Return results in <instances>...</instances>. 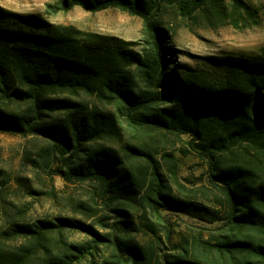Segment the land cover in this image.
I'll use <instances>...</instances> for the list:
<instances>
[{"label":"trees","instance_id":"1","mask_svg":"<svg viewBox=\"0 0 264 264\" xmlns=\"http://www.w3.org/2000/svg\"><path fill=\"white\" fill-rule=\"evenodd\" d=\"M226 1L232 25L258 23V9L244 0H57L47 6L52 15L79 7L141 18L142 39L125 41L0 8V133L47 140L51 147L39 157L55 156V174L66 182L95 184L116 219L111 233L71 218L14 219L0 230V264H264V56L233 66L217 82L180 74L169 32L156 20L165 8L186 19ZM80 95L114 110L73 99ZM126 129L186 136L182 152L206 164L209 183L220 191L217 207L172 192L170 180L184 188L173 153L140 143L115 148ZM134 211H143L138 223ZM78 212L90 219L102 211L81 202ZM163 212L220 222L221 232L215 243L191 251L186 238L172 242L173 214ZM108 220L105 213L98 222L109 226ZM67 232L87 240L68 243ZM141 232L152 237L142 243Z\"/></svg>","mask_w":264,"mask_h":264},{"label":"rangeland","instance_id":"2","mask_svg":"<svg viewBox=\"0 0 264 264\" xmlns=\"http://www.w3.org/2000/svg\"><path fill=\"white\" fill-rule=\"evenodd\" d=\"M56 1L0 0V8L125 41H139L143 37L144 22L141 18L116 9L89 13L79 7L69 13L49 14L47 6ZM244 1L258 9L257 24H249L247 27L232 25L227 1L220 9H207L192 18L183 19L172 8H165L157 14L156 20L169 32L170 43L175 50L177 72L200 73L203 78L217 82L233 66L252 63L264 56V0ZM134 51L139 52L140 47L134 48ZM136 78L141 83L140 78ZM73 99L89 106L114 110L95 97L80 95ZM123 134V144H113L118 150L125 144L140 143L151 146L160 154H174L178 165L177 178L184 186L180 188L170 180L175 195L193 198L207 207H217L215 201L220 191L209 183L206 164L194 154L185 155L182 152L186 149V136L180 140L157 132L139 133L130 129H126ZM47 147H51L50 143L36 136L23 137L10 131L0 133V230L14 219L33 223L37 220L71 218L92 224L101 233H111L112 229L116 228V219L113 213L108 209L106 211L103 200L98 198L97 186L91 182L69 183L56 175L55 169L60 165L58 159L51 156L49 161L46 159L48 162H45L39 157L41 149ZM160 154H156L157 160H160ZM163 172L169 175L164 166ZM81 202L97 207L102 211L99 216L106 213L109 219L106 223L109 226H102L98 222L99 216L87 219L80 214L78 205ZM168 213L173 214L171 220L176 225L172 242L178 244L186 238L191 251L200 249L207 241L215 243L216 236L221 232L220 222L211 223L210 219L192 218L176 212H163V215ZM133 214L138 223L143 211H134ZM136 237L144 243L149 241L152 234L141 232ZM64 240L68 243H81L87 238L83 234L67 232ZM16 244L18 243L14 241L7 242L9 246Z\"/></svg>","mask_w":264,"mask_h":264}]
</instances>
